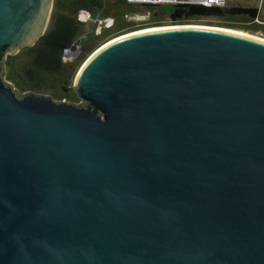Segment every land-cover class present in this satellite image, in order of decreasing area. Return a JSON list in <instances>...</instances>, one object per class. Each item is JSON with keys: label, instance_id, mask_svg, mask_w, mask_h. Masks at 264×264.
Segmentation results:
<instances>
[{"label": "water", "instance_id": "obj_1", "mask_svg": "<svg viewBox=\"0 0 264 264\" xmlns=\"http://www.w3.org/2000/svg\"><path fill=\"white\" fill-rule=\"evenodd\" d=\"M54 1L0 0V264H264V40L118 39L78 106L6 79Z\"/></svg>", "mask_w": 264, "mask_h": 264}, {"label": "trees", "instance_id": "obj_2", "mask_svg": "<svg viewBox=\"0 0 264 264\" xmlns=\"http://www.w3.org/2000/svg\"><path fill=\"white\" fill-rule=\"evenodd\" d=\"M124 7L131 6L124 0H55L47 32L34 46L23 48L17 55H8L5 62L6 79L20 93L33 91L52 95L58 101L67 100L72 104L80 102L73 87V79L80 63L75 60L65 61L64 52L76 42L83 46L92 43L96 37V28L89 32L85 22L79 19V13L87 11L95 19H120L126 12ZM203 17L223 18L229 28H264V24L255 22L260 19V10L257 7H202L181 4L172 7L170 14L174 22Z\"/></svg>", "mask_w": 264, "mask_h": 264}, {"label": "rangeland", "instance_id": "obj_3", "mask_svg": "<svg viewBox=\"0 0 264 264\" xmlns=\"http://www.w3.org/2000/svg\"><path fill=\"white\" fill-rule=\"evenodd\" d=\"M227 5L231 6H239V7H257L260 10V24H264V0H227ZM132 8L134 7H124L123 9L127 13L128 11H131ZM128 10V11H127ZM157 11H160L165 15V16H158L155 17L153 20L152 18L147 21L145 24L142 26H137V27H144L147 26L148 24H152V28H161V27H171V26H186V25H199V26H204V27H212V28H223V29H229V30H236L240 32H245L247 34L251 35H256L258 37L264 38V28H260L258 30L254 29H236V28H229L226 27L225 21H223V18H218V17H203V18H195L192 19L191 21H176L174 22L169 18V15L172 12V6H164L161 10H157L156 8L152 9L153 13H156ZM124 13V14H125ZM258 23V24H259ZM86 28L89 30V32H92L95 27V18H91L87 20ZM123 24V25H122ZM157 25V26H156ZM130 24L127 23L125 17L123 16L120 19H115V23L112 26V28H105L101 34L96 33V37L92 40V43H89L88 45L83 46L80 42H76L74 45H82L81 47V53L79 52L78 56L75 58V61L79 62L80 65L78 66L79 69L77 70L76 75L74 76V79H76L77 74L79 70L82 68L81 66L84 65V63L93 55L92 53H95L98 49L103 47L105 44L109 43V41H113L117 38L123 37L125 35L131 34L133 32H129L126 34H122L125 30L128 29H122L129 27ZM149 26V25H148ZM149 28V27H148ZM107 29V30H106ZM145 29V28H144ZM138 31V30H137ZM135 32V31H134ZM38 42V41H37ZM73 79V80H74ZM75 82V80H74ZM74 82H73V87H74ZM78 106H83L84 104L80 102L76 103Z\"/></svg>", "mask_w": 264, "mask_h": 264}, {"label": "built area", "instance_id": "obj_4", "mask_svg": "<svg viewBox=\"0 0 264 264\" xmlns=\"http://www.w3.org/2000/svg\"><path fill=\"white\" fill-rule=\"evenodd\" d=\"M128 6L134 7V11H128L123 16L128 24L132 26H142L154 16L153 8L161 10L164 6L176 7L179 5L202 6V7H222L227 5V0H124ZM156 13H160L157 11ZM79 19L82 22H87L91 19V15L87 11L79 13ZM255 22L259 23L258 18ZM115 23V18H101L95 19L96 33L101 34L105 28H112ZM107 30V29H106ZM82 45L75 46L74 44L68 48L64 53V60L67 62L74 61L75 58L81 53Z\"/></svg>", "mask_w": 264, "mask_h": 264}, {"label": "bare ground", "instance_id": "obj_5", "mask_svg": "<svg viewBox=\"0 0 264 264\" xmlns=\"http://www.w3.org/2000/svg\"><path fill=\"white\" fill-rule=\"evenodd\" d=\"M186 26L187 27H201V28L204 27V26H199V25H186ZM181 27H185V26L161 27V28H155V29L145 30V31H141V32L133 33V34H128V35H125L123 37L117 38V39H115L113 41H109V43H107V45L110 44L111 42H114V41H116L118 39H121V38H125L127 36H133V35H137V34H141V33H146V32H151V31H155V30H163V29H169V28H181ZM214 29L221 30V31H227V32H230V33H234V34H237V35H243V36L250 37V38L264 40V38L258 37L256 35L255 36L254 35H251V34L249 35V34H247L245 32H240V31H236V30H229V29H223V28H214ZM107 45L105 44V46H107Z\"/></svg>", "mask_w": 264, "mask_h": 264}, {"label": "flooded vegetation", "instance_id": "obj_6", "mask_svg": "<svg viewBox=\"0 0 264 264\" xmlns=\"http://www.w3.org/2000/svg\"><path fill=\"white\" fill-rule=\"evenodd\" d=\"M131 11H134V9L132 8ZM154 16L155 17H158V16H165L164 14H158V13H154ZM154 16H151L152 17V20L155 18ZM169 18H170V15H169ZM172 20V18H170ZM149 25V26H148ZM147 26H144V27H137V26H132L130 25L129 27H126V28H122V29H128V30H125L122 34H126V33H129V32H133V33H137V32H141V31H145V30H150V29H154L152 28V24H148ZM157 26V25H156ZM149 27V28H148ZM145 28V29H144ZM138 30V31H137ZM135 31V32H134ZM131 33V34H133Z\"/></svg>", "mask_w": 264, "mask_h": 264}]
</instances>
